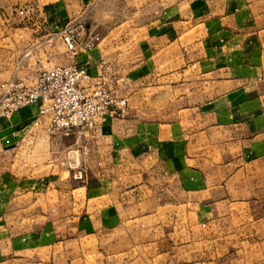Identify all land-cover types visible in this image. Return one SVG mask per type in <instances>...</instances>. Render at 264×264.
I'll list each match as a JSON object with an SVG mask.
<instances>
[{"label":"crops","instance_id":"1","mask_svg":"<svg viewBox=\"0 0 264 264\" xmlns=\"http://www.w3.org/2000/svg\"><path fill=\"white\" fill-rule=\"evenodd\" d=\"M85 14L95 48L71 59L49 45ZM103 61L124 76L129 110L173 112L128 110L103 126L83 181L79 162L47 157L42 143L59 136L32 126L38 106L0 118V264H264V228L244 231L234 259L213 244L218 222L264 223L253 197L264 184V0H0V81L59 64L97 74ZM188 72L198 80L183 82Z\"/></svg>","mask_w":264,"mask_h":264},{"label":"built area","instance_id":"2","mask_svg":"<svg viewBox=\"0 0 264 264\" xmlns=\"http://www.w3.org/2000/svg\"><path fill=\"white\" fill-rule=\"evenodd\" d=\"M30 13L29 6L20 9L23 16ZM86 25L82 16L53 31L47 41L55 46L59 40L69 58L76 59L100 41ZM124 83L120 69L104 61L97 74L76 64H59L41 70L32 82L11 77L0 81V118L38 106L33 127L44 125L51 136L95 137L103 126L128 113ZM86 174L84 167H78L73 178L83 181Z\"/></svg>","mask_w":264,"mask_h":264},{"label":"rangeland","instance_id":"3","mask_svg":"<svg viewBox=\"0 0 264 264\" xmlns=\"http://www.w3.org/2000/svg\"><path fill=\"white\" fill-rule=\"evenodd\" d=\"M79 18L75 17V18L71 19L69 22L75 21ZM84 18L86 19V22H87V20L89 18L88 14H85ZM191 79H192V75L188 72V73H186V76L182 78V81L183 82H186V81L192 82L194 80H198V79H192V80ZM182 88H187V86H183ZM128 101H129V96H128ZM130 101H131V99H130ZM181 104L182 105L186 104V101H182ZM172 105L173 104L166 106L164 108H161V109H156L155 107H153V105L143 103V105L140 106L138 104V107H136V109L131 108L129 110L128 117L137 116L141 120H143V119L148 120V119L156 118V117L160 116V114L162 115V113H166L168 115V114L173 112V110L171 109ZM134 106H135V104H134ZM170 116L172 117L173 114H171ZM161 128L162 127H160V129ZM55 138L54 139L49 138V140L42 143V146H44V145L47 146V149H48L47 150V154H48L47 157H51L54 155L55 158H59L58 159L59 162H62V161L66 162V164H67L66 167H68V165L71 164V166L73 168H75V166L77 165L76 164L77 162H79L78 167H81L83 165L84 166L87 165V167L91 169L94 166V164L97 161L100 153L98 151H96L97 148L95 146V142L92 141V138L91 139L89 137L78 138L77 134L71 135V136H69V138L60 137V136L57 139H55ZM93 140H95V139H93ZM160 143H162V141H160ZM67 147H70V149H66ZM45 154H46V152H45ZM69 168H71V167H69ZM70 170H73V169H70ZM67 177H69V173L65 174V178H67ZM89 178H90V174H89V176H87V180ZM258 187H259V190L256 189L257 190L256 194L253 195V197L254 196H255V198H256V196L264 197V184L262 183V185H260V186H257V185L255 186V188H258ZM238 190H239L238 194H236L237 198L250 196V194L249 193L247 194L244 191V189L243 190L238 189ZM249 191L252 194L255 191V189H250ZM229 193H230L229 197H231L232 196V190L231 189L229 190ZM262 199L264 200V198H262ZM237 210H238L237 206H233L230 211L237 213ZM188 211H193V209L188 208L186 210V215L187 214L189 215ZM188 215L186 218V222H188V220L190 221V218ZM192 218H193V216H192ZM128 228H130V226ZM154 228H156V226H154ZM159 228H160V225H159ZM192 228H194V227L192 226ZM258 228H264V223L260 222V221H255V220L243 221V220H238L235 218L232 220L225 221V222L224 221L218 222L217 228L213 229L214 231L217 230V232H213V235H217L216 237H213V239H214L213 244H214V246H218V245H221L223 243V244L230 246V252L220 254V257L225 256V257H228L229 259H234L237 256H239L240 254H238V252H237L238 246L243 243L242 241L244 239H248V238H243L244 231L249 233V231L251 232L252 230L258 229ZM247 230H249V231H247ZM220 233L223 234V237L219 236ZM255 235L257 237H254V238L249 237V238L252 240L254 239V240L259 241L261 238L258 236V233ZM83 240H84V244H90V245H86L87 248H90L92 245L94 246V243L95 244L97 243L95 238L88 237V238H84ZM214 255H218V252H216ZM261 255H264V254H260V256ZM93 259H95V258L92 257V260Z\"/></svg>","mask_w":264,"mask_h":264}]
</instances>
